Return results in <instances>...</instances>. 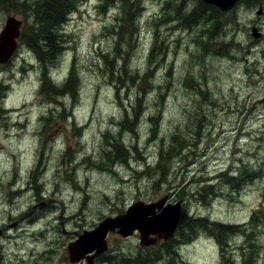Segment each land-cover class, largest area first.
Here are the masks:
<instances>
[{
  "label": "rangeland",
  "instance_id": "1",
  "mask_svg": "<svg viewBox=\"0 0 264 264\" xmlns=\"http://www.w3.org/2000/svg\"><path fill=\"white\" fill-rule=\"evenodd\" d=\"M15 1L29 10L32 7L36 15L33 3L40 0ZM170 1L171 6L163 10L165 0H140V29L129 45L126 33L131 31V25L124 29L122 52L116 54L118 6L108 5L104 9L102 0H77V9L62 30L67 53L48 67L56 85H61L75 68L80 82L76 100L71 96L53 100L42 92L43 66L26 45L27 38L19 40L20 49L11 64L0 65L3 67L0 102L3 108L11 110V117L0 115V224L18 221L16 217L10 218L12 208V214L21 215L25 210L31 219L36 218L29 234L36 262L43 261L53 234L54 242L58 238L61 241L60 258L64 259L70 243L85 231L95 229L104 219L125 213L136 202H157L168 196L173 204L183 202L182 212L188 217L235 225L239 233L230 237L223 253L212 233L198 231L192 241L177 246L175 256L162 247L166 243L163 240L145 248L138 233L129 238L110 233L107 264H136L149 255L153 264H247L248 257L255 254L251 264H264V228L257 230L259 235L250 237V243L257 248L251 253L246 252L249 238L241 235V230L252 233L248 231L249 219L264 203V0L239 4L229 15L223 14L225 23L236 18L238 26L231 25L228 34L218 33L221 37L214 39L218 52L212 57L207 56L199 38L197 42L190 40L189 30H178L179 21L160 23L164 12L172 11V5L179 3L183 4L182 10L191 9V0ZM10 16L23 20V31L33 32L35 19L31 12L5 10L0 6V26L4 27ZM152 22L159 23V34ZM254 29L261 33L260 38L252 35ZM159 38L166 47L165 59L151 75L155 77L153 88L142 94L135 82L137 78L133 84L129 78L137 75L141 80V76L151 74L154 62L148 63V53ZM231 42L238 43L235 48L244 49H232L229 45L227 50L232 56H226L223 46ZM201 57L207 64L206 73L201 77L197 73V80L194 74L190 85L199 88L206 84L209 94L202 93L203 98L197 92L196 96L191 93L196 89L187 90L182 85L189 74L188 64ZM161 84L159 90L157 85ZM140 100L143 101L136 120L137 136L121 129L122 143L127 148L138 147L139 154L134 155L137 161L132 160V167L120 164L113 173L86 163V157L92 162L100 160L104 134H118L124 117H134L135 111L138 112ZM196 111H202L197 115L201 122L195 118ZM155 115L158 137H169L181 126H195L197 121L195 128L200 127L197 142L187 155L175 157L170 169L166 167L170 174L168 183L159 185L154 184L158 175L153 178L140 175L146 166L155 169L160 146L151 133V127L156 126L150 119ZM16 123L20 126L16 127ZM243 169L255 170L263 176L239 192L225 188L221 179L217 181L223 173ZM203 184L215 185L213 191L217 194L212 199L207 197L206 202L196 195V189ZM21 190H26L24 197ZM41 218L45 228L51 227L52 234L37 240L33 232L43 227L38 222ZM175 238L178 237L175 235L169 241L173 243ZM18 243L20 252L26 254L23 251L30 246L24 247L23 240ZM47 264L55 263L51 260Z\"/></svg>",
  "mask_w": 264,
  "mask_h": 264
},
{
  "label": "trees",
  "instance_id": "2",
  "mask_svg": "<svg viewBox=\"0 0 264 264\" xmlns=\"http://www.w3.org/2000/svg\"><path fill=\"white\" fill-rule=\"evenodd\" d=\"M256 0L251 1H242L241 4H249L253 3ZM257 2V1H256ZM191 9L187 12L186 15L183 16L181 19V16L184 15V10H182L183 4L177 3L176 6L172 5V11L170 13L163 14V19H161L160 23L162 24H169L171 22L179 21L178 30L187 31L190 29H197V32L194 34L189 33L190 40L194 41V35L198 39V35H200V40L203 41L200 44H202V48L204 51H206L207 56H212V54H217V49L215 48L217 44L214 40L216 38V34L225 32L228 34V31L231 28H227L225 25L224 15L219 12L217 8L214 6H208L204 4L201 0H191ZM35 6V13L32 11V7L30 10L25 7L24 4H18L15 0H0V6H2L5 10H15V9H22L23 11H29L31 12L34 24L33 26V32H29V30H24L23 28L21 30L20 35V41H22L23 38H27L26 45L32 49L35 54L37 55L38 61L43 66V72H42V92L46 96H49L51 99L55 100L57 98L61 97H72L73 99H77L78 91L80 88V82L78 79V76H76V70L75 68H72L68 77L61 85H56L55 81H51L52 77L49 75V69L48 67L54 66L57 61L60 59L62 55H64L66 51V47L64 45V41L62 39V29L64 28V25L68 21V17L72 15L76 9H77V0H40L38 2L33 3ZM103 8L106 9V6L112 5V7L118 6L119 8V16L117 18L118 26L117 30L118 32H115L116 35V45L114 52L116 54L122 52L121 48V40L125 34L123 33L125 28H129L128 26L131 25L129 28L131 31L126 33V37L128 38L127 44L129 45L130 42L134 39L133 34L138 33L140 27L138 26V22L140 20L139 12H140V0H102ZM169 6H171L170 0H165V4L163 7V10L167 9ZM229 15V14H227ZM120 18V21L118 20ZM224 20V21H223ZM235 23V24H233ZM236 18H234L231 23H229L230 27L232 24L233 27L237 28ZM159 23L152 22L151 26L155 31L158 33L157 25ZM223 24V25H222ZM221 26H224L225 29H221ZM156 27V28H155ZM196 31V30H195ZM220 31V32H219ZM159 34V33H158ZM231 39L234 35V33H231ZM230 37V34L228 35ZM30 39V40H29ZM197 39L195 38V42H197ZM230 39V40H231ZM207 40V41H206ZM206 41V42H205ZM205 42V43H204ZM230 45V47L233 45L236 46L238 43H232L227 44ZM223 46L224 54L226 56H232L231 53L228 52L227 46ZM20 47V44H19ZM64 47V48H63ZM207 47V48H206ZM238 47V46H237ZM240 47V46H239ZM244 49V48H240ZM166 47L163 45V41L159 38L156 39V42L154 43L153 47L150 49L148 53V63L154 62L153 66L150 70V75H146L145 77L141 76V80H138V76H131L130 78L127 76L126 79H130L129 81L133 84L135 82L138 83L140 87V91L142 94H145L150 89L153 88V80L155 77L151 76L155 69L158 67H161L163 64V61L165 59L166 55ZM211 53V54H210ZM209 54V55H208ZM59 58V59H58ZM105 60H107L111 65V63L107 57L105 56ZM53 64V65H50ZM206 67L207 64L204 65L203 58H196L192 63L188 64L187 68H189V74L182 83L183 87L187 90L191 88V90L196 89V91H191V93L194 94V92H197L201 98L204 96H207L209 92L207 91L206 87L207 85L204 84L201 87L197 88L198 85L193 86L190 85V78L195 75L196 77L199 75L203 76V73H206ZM119 70V68H117ZM187 71V69H186ZM124 75L127 73V71L124 69ZM198 73V75H197ZM135 75V73H134ZM51 77V78H50ZM51 80H50V79ZM137 78V79H136ZM136 79V81H135ZM123 78H120L119 82H122ZM135 81V82H134ZM194 82V81H193ZM54 83V84H53ZM159 90L163 87V85H157ZM203 93V94H202ZM196 96V94H194ZM212 95H210L208 98H205L206 101H209L208 99L211 98ZM163 98V97H161ZM143 100H140L138 103V112L135 111L134 117H124L123 123L120 125V131L118 134H113L110 132H107L104 134V143L103 146H101V154H100V160L97 162H92L90 157H86L84 160L86 163L90 162L92 163V167L107 171V172H113L116 171L118 166L121 164L126 165L128 167L131 166V162L137 161L134 160V155L139 154L138 147L135 145H129L130 147L127 148L122 142L123 140V134L121 132V129H123L125 132H130L137 136V132L139 129V124L136 122V120L139 119V113L141 111V102ZM161 105V103H160ZM212 107V106H211ZM202 111H196L195 118H198V113H201ZM3 117V115H2ZM157 115L152 116L150 120L155 122L156 128L151 127V133L153 137H155V141H160V146L158 149L157 159H156V165L155 169L149 168L146 166L145 170L140 174L141 176L145 177H154L156 175L159 176V178L154 181L155 185H159L162 183H168L169 175L168 169L171 168L172 163L175 160V157L182 158L185 155H187L189 152L188 150H191V146H193V143H196V138L199 136V132L197 131L200 129V127L195 128L196 125H198L201 120H199L197 123L192 124V126H181V129L178 132H173L170 134L169 137H158V129H157ZM183 128V129H182ZM67 157L69 158V153L67 152ZM137 159V158H136ZM142 160H144L142 158ZM149 166V165H148ZM157 171V174L155 172ZM263 174L260 172H256L255 170H248L243 169L236 172L229 171L228 173H223L219 176L217 181L221 179L223 185L227 189H234V191L241 190L243 187L247 186L249 183L254 181L257 177H261ZM215 190V187L212 184H203L201 187H198L196 189V195L199 196V200L202 202H206V198L209 197L212 199V197H215L217 194L213 191ZM263 202H264V193H263ZM262 209L255 211L251 217H250V226L251 228L248 229V231H251L252 233L249 234V232H245L241 230V235L244 237L249 238L248 241V247H247V253H251L257 250L256 246H253V244L250 243V237L254 234L259 235L260 232H257V230L261 227L264 228V203L262 205ZM198 231H204V232H210L212 235L216 238V240L219 243V246L224 253L226 251V248L229 246V240L231 236H236L237 233H239L240 229L238 226L235 225H226L221 224L219 222H210L208 218L199 217V218H193L188 217L185 212L182 213L181 221L179 223V226L177 228V233L175 241L172 243V241L167 242L164 247L166 250H168V253L170 255H176L177 254V246L180 244H186L192 241ZM149 251V249H147ZM256 254L251 257H248V263L251 264L253 259L255 258ZM136 264H153L152 263V257L149 255L145 259H140L136 262ZM226 264V263H225ZM231 264V262L227 263ZM245 264V263H244Z\"/></svg>",
  "mask_w": 264,
  "mask_h": 264
},
{
  "label": "water",
  "instance_id": "3",
  "mask_svg": "<svg viewBox=\"0 0 264 264\" xmlns=\"http://www.w3.org/2000/svg\"><path fill=\"white\" fill-rule=\"evenodd\" d=\"M205 4L216 7L221 13L232 11L244 0H202ZM261 14V11L258 12ZM22 22L9 17L0 33V64H7L18 49L20 27ZM253 36L260 34L254 29ZM182 201L168 203V197L157 202H136L125 213L116 217H108L101 221L92 231H85L68 247L72 264L86 260L94 264V260L109 250L108 235L117 233L129 238L135 233L140 235L142 247L156 246L160 240L172 239L177 231L182 216Z\"/></svg>",
  "mask_w": 264,
  "mask_h": 264
},
{
  "label": "flooded vegetation",
  "instance_id": "4",
  "mask_svg": "<svg viewBox=\"0 0 264 264\" xmlns=\"http://www.w3.org/2000/svg\"><path fill=\"white\" fill-rule=\"evenodd\" d=\"M23 26L24 25L22 24L21 30H22ZM3 28H4L3 25H1L0 30L2 31ZM189 32L192 34L193 33L195 34L197 32V29L196 28L194 30L190 29ZM200 35L201 34L198 35L199 39L201 38ZM195 38L197 39V35H196V37L194 35V41H195ZM10 64H11V62H9L8 64H0V65H2L3 67H7ZM2 66H0V69H3ZM4 69H6V68H4ZM262 102H264V98H263ZM0 105H1V102H0ZM0 115L4 116V109L1 106H0ZM27 123H28V121H27ZM27 190H29V189H27ZM25 191L26 190H21L20 195L24 197L23 192H25ZM25 199L29 200V198H25ZM6 206H9V203H6ZM12 210H13V208L9 210L10 211L9 212L10 218L16 217L18 221L11 222L8 220V221L2 222L0 224V264H36V263L37 264H47L51 260H54V263L57 264V261L62 254L60 239L58 238L56 240V242H54V240H55L54 234H53V238L50 237V235L45 232V229H44L45 226L41 222L42 218L39 219L38 222L40 224H42L43 227H41L39 230H35L33 232V235L35 237H37L35 235L36 234L35 232L38 233V232L42 231L43 233L41 235L50 237L51 243H50L49 247L45 248L44 255H43V261L41 263L36 262L35 260H33L34 251L31 250L32 245L29 242L30 241L29 234L32 233V229H30V228L32 227V224L36 221V218L33 217L31 219L30 218L31 215L27 214L25 212V210H23L19 213L21 215L12 214L11 213ZM4 211H6V209ZM10 218H8V219H10ZM30 220H32V221H30ZM42 236L37 237V240L39 238H42ZM21 240H23L22 245L24 247L30 246L29 248H26L23 251L26 254L20 252L21 248L19 246L18 241H21ZM109 249H110V246H109ZM67 253H68V248H66V257L64 259L60 258L58 264H69L70 259L67 257ZM58 254H59V256H58ZM106 254H107V252L102 254L100 257L96 258L94 260V264H101L102 262H104V264H107L108 258L106 256ZM25 255H27V256L25 257ZM70 264H72V263L70 262ZM75 264H88V263L86 262V260H83V261H81L79 263H75Z\"/></svg>",
  "mask_w": 264,
  "mask_h": 264
},
{
  "label": "bare ground",
  "instance_id": "5",
  "mask_svg": "<svg viewBox=\"0 0 264 264\" xmlns=\"http://www.w3.org/2000/svg\"><path fill=\"white\" fill-rule=\"evenodd\" d=\"M189 9H190V8H189ZM189 9H188V10H189ZM188 10H187V11H188ZM184 13L186 14L187 12L184 10ZM30 20H31V19H30ZM231 20H232V19H231ZM223 21H224V20H223ZM229 21H230V20H229ZM230 23H231V22H230ZM225 24H226L227 26H229V23H225ZM233 24H235V23H233ZM233 24H232V25H233ZM222 25H223V24H222ZM226 25H225V26H226ZM31 26H32V25H31ZM229 28H230V27H229ZM221 29H224V26H221V28H220L219 30H221ZM219 32H220V31H219ZM220 34H221V36H222V35H223V32L220 33ZM220 34H216V39H219V38L221 37ZM29 40H30V39H29ZM206 41H207V40H206ZM206 41H205V42H206ZM227 41H228V40H227ZM201 42H203V41H201ZM205 42H204V43H205ZM215 42H216V41H215ZM220 43H221V42H220ZM232 43H233V42H231L230 44H232ZM69 45H70V44H69ZM218 45H219V44H218ZM226 45H227V43H226ZM66 46H67V45H66ZM227 46H229V45H227ZM232 46H233V45H232ZM229 47H230V46H229ZM238 47H239V46H238ZM238 47H236V48H238ZM63 48H64V47H63ZM231 48L233 49V48H235V47H231ZM236 48H235V49H236ZM239 48H241V47H239ZM224 49H225V48H224ZM67 50H68V49H67ZM240 50H242V49H240ZM240 50H239V51H240ZM230 52H231V51H230ZM65 53H67V52H65ZM243 53H244V52H243ZM210 54H211V53H210ZM232 54H233V53H232ZM238 54H240V53H238ZM208 55H209V54H208ZM240 56H241V55H240ZM211 57H212V56H211ZM222 57H223V56H222ZM237 57H238V56H237ZM58 59H59V58H58ZM218 60H219V58H218ZM236 60H237V58H236ZM240 60H241V59H240ZM50 65H53V64H50ZM255 74H256V73H255ZM53 77H54V76H53ZM248 77H249V76H248ZM250 77H251V76H250ZM50 78H51V77H50ZM50 78H49V79H50ZM51 79H52V78H51ZM51 79H50V80H51ZM53 80H54V78H53ZM53 80H51V81H53ZM53 84H54V83H53ZM5 85H6V84H5ZM149 96H150V95H149ZM149 96H148V97H149ZM1 102H2V101H1ZM0 106H1V105H0ZM2 106H3V105H2ZM5 107H6V106H5ZM52 107H53V106H52ZM55 107H56V106H55ZM6 108H7V107H6ZM50 108H51V107H50ZM12 111H13V110H12ZM9 117H11V116L9 115ZM221 183H222V182H221ZM214 186H215V185H214ZM28 194H29V193H28ZM184 200H185V199H184ZM26 221H27V220H26ZM30 221H32V220H30ZM26 224H27V223H26ZM49 230H52L51 227H50V228H49V227H46V228H45V232H46V233H51V231H49ZM40 232H41V231H40ZM40 232L36 233L35 235H36L37 237H41L42 235H41ZM51 234H52V233H51ZM37 237H36V239H37ZM39 239H40V238H39ZM39 239H38V240H39ZM135 257H136V256H135ZM126 262H128V260H127ZM128 263H129V262H128ZM131 263H132V262H131ZM121 264H122V263H121Z\"/></svg>",
  "mask_w": 264,
  "mask_h": 264
}]
</instances>
